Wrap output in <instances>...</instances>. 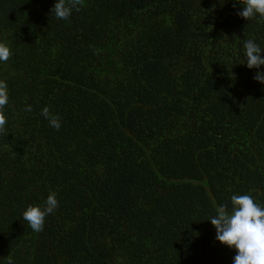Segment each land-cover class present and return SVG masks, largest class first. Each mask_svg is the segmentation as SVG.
I'll return each instance as SVG.
<instances>
[{"label": "trees", "instance_id": "1", "mask_svg": "<svg viewBox=\"0 0 264 264\" xmlns=\"http://www.w3.org/2000/svg\"><path fill=\"white\" fill-rule=\"evenodd\" d=\"M56 2L0 0V264H233L209 219L233 195L264 208V66L244 50L264 52V20L239 0H84L68 20ZM50 193L34 232L23 212Z\"/></svg>", "mask_w": 264, "mask_h": 264}, {"label": "clouds", "instance_id": "2", "mask_svg": "<svg viewBox=\"0 0 264 264\" xmlns=\"http://www.w3.org/2000/svg\"><path fill=\"white\" fill-rule=\"evenodd\" d=\"M83 3L84 0H57L51 13H54L57 19L68 20L73 9L79 11ZM239 3L243 8L237 15L249 21L258 14L261 20H264V0H239ZM244 50L249 69H260L264 66V52L258 44L247 40ZM10 55V49L0 43V62H6ZM254 79L264 84V72L258 71ZM8 101V86L5 81L0 80V133L5 132L6 117L3 109ZM24 110L31 111V105H27ZM41 115L49 121L51 127L60 129V117L51 113L47 106L42 109ZM231 204V213L226 205H221L217 214L209 219L216 229V240L236 250L233 264H264V208L254 202L250 195H233ZM58 206L56 194L50 193L43 208L29 205L22 218L32 231L38 233L44 229L45 217L52 214ZM8 264H13L11 257L8 258Z\"/></svg>", "mask_w": 264, "mask_h": 264}]
</instances>
